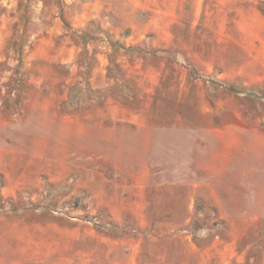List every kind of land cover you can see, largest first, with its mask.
Segmentation results:
<instances>
[{
	"label": "rangeland",
	"instance_id": "374dc122",
	"mask_svg": "<svg viewBox=\"0 0 264 264\" xmlns=\"http://www.w3.org/2000/svg\"><path fill=\"white\" fill-rule=\"evenodd\" d=\"M202 112L252 133L231 192L182 167ZM257 134L264 0H0V264H264Z\"/></svg>",
	"mask_w": 264,
	"mask_h": 264
},
{
	"label": "crops",
	"instance_id": "0c3cea01",
	"mask_svg": "<svg viewBox=\"0 0 264 264\" xmlns=\"http://www.w3.org/2000/svg\"><path fill=\"white\" fill-rule=\"evenodd\" d=\"M202 114L206 118L203 122H200V115L197 113L195 126L185 129L189 136L187 140L190 143L189 148L184 149V152L187 151L190 161L186 166L183 164L182 167H186L187 175L202 174L205 177L211 175L212 181L226 183L229 192H231V156H233L231 142L234 143L235 141V136H231V131L240 130L243 134L249 135L252 133L243 128L238 122L233 121L231 124V112H229L230 119L228 122L221 125L212 123L210 115H206V112H202ZM257 136L264 139L262 134H257ZM246 149L247 152L242 155L244 157L249 156L251 151L248 150L251 149V145H249V148H245V151ZM164 151L166 150L164 149ZM184 156L185 153L182 157ZM200 159H202L201 163ZM186 181L194 180L190 178ZM229 197L231 198V193H229Z\"/></svg>",
	"mask_w": 264,
	"mask_h": 264
},
{
	"label": "trees",
	"instance_id": "16d2710c",
	"mask_svg": "<svg viewBox=\"0 0 264 264\" xmlns=\"http://www.w3.org/2000/svg\"><path fill=\"white\" fill-rule=\"evenodd\" d=\"M210 81L212 82V83H217L218 85H220L221 87H225L226 89H228V90H230L231 92H235V93H242V94H244V95H246V96H254V97H256L257 96V94L254 92V91H245V90H238V89H236V88H234V87H232V86H230V85H226V84H224V83H219V82H217V81H215V80H213V79H210ZM126 85V83L124 84V88L122 89V95L124 96V95H128L127 94V86H125ZM127 98H128V96H127ZM133 99L134 98H136V95L135 96H133L132 97ZM135 100V99H134ZM62 106L63 107H65V108H67L68 106H71L70 105V103L69 102H67V100L66 101H64L62 104H61V108H62ZM72 108V107H71ZM64 109V108H63ZM64 110H66V111H68L67 109H64ZM70 111H72V109L70 110ZM97 220H98V222H100V224H101V222H102V219H100L99 217H97ZM112 222H110V221H107V224H111ZM115 228L117 227L116 225H113ZM193 239L197 242V240H198V238L195 236V235H193ZM187 254H190V251H189V253H188V251H187ZM142 255H143V253H142ZM147 256V255H146ZM144 260H146V257L145 256H143V258L141 259V263L140 264H144Z\"/></svg>",
	"mask_w": 264,
	"mask_h": 264
}]
</instances>
